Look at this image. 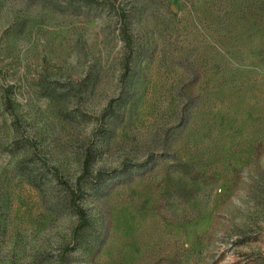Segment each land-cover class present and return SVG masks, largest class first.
<instances>
[{
    "label": "rangeland",
    "instance_id": "obj_1",
    "mask_svg": "<svg viewBox=\"0 0 264 264\" xmlns=\"http://www.w3.org/2000/svg\"><path fill=\"white\" fill-rule=\"evenodd\" d=\"M0 264H264V0H0Z\"/></svg>",
    "mask_w": 264,
    "mask_h": 264
}]
</instances>
